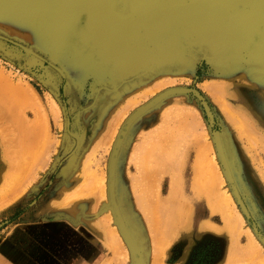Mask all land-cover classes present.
<instances>
[{
	"label": "rangeland",
	"instance_id": "rangeland-1",
	"mask_svg": "<svg viewBox=\"0 0 264 264\" xmlns=\"http://www.w3.org/2000/svg\"><path fill=\"white\" fill-rule=\"evenodd\" d=\"M130 4L116 0V13ZM48 30L0 8V253L264 264V47L155 31L125 71L61 52ZM145 172L160 181L147 188Z\"/></svg>",
	"mask_w": 264,
	"mask_h": 264
},
{
	"label": "bare ground",
	"instance_id": "bare-ground-1",
	"mask_svg": "<svg viewBox=\"0 0 264 264\" xmlns=\"http://www.w3.org/2000/svg\"><path fill=\"white\" fill-rule=\"evenodd\" d=\"M5 1L0 6L2 10L15 11L47 27L61 52L80 60L83 55L94 54L100 62L113 61L125 71L141 63L145 53L143 39L155 31L163 34L208 31L245 47L249 40L254 42L251 48L262 50L264 47V0H173L166 9L155 0H131L129 12L122 17L115 11L116 0ZM162 145L154 158L164 157L169 151L168 141ZM199 158L197 155L195 161ZM160 176L161 173L145 172L139 179L150 188L160 181ZM147 202L157 208L162 204L159 197ZM111 220L115 223L113 216ZM186 224L190 221L186 220Z\"/></svg>",
	"mask_w": 264,
	"mask_h": 264
},
{
	"label": "crops",
	"instance_id": "crops-1",
	"mask_svg": "<svg viewBox=\"0 0 264 264\" xmlns=\"http://www.w3.org/2000/svg\"><path fill=\"white\" fill-rule=\"evenodd\" d=\"M0 264H16V263L10 262L4 254L0 253Z\"/></svg>",
	"mask_w": 264,
	"mask_h": 264
}]
</instances>
